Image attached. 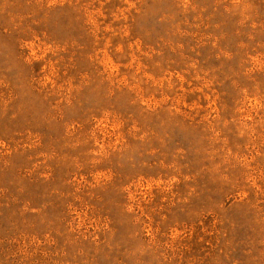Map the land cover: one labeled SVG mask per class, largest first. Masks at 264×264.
I'll use <instances>...</instances> for the list:
<instances>
[{
    "label": "rangeland",
    "instance_id": "374dc122",
    "mask_svg": "<svg viewBox=\"0 0 264 264\" xmlns=\"http://www.w3.org/2000/svg\"><path fill=\"white\" fill-rule=\"evenodd\" d=\"M0 264H264V0H0Z\"/></svg>",
    "mask_w": 264,
    "mask_h": 264
}]
</instances>
